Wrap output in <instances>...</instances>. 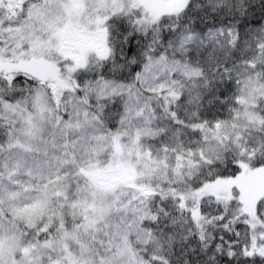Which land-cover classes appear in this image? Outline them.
<instances>
[{"label": "snow or ice", "instance_id": "obj_1", "mask_svg": "<svg viewBox=\"0 0 264 264\" xmlns=\"http://www.w3.org/2000/svg\"><path fill=\"white\" fill-rule=\"evenodd\" d=\"M0 264H264V0H0Z\"/></svg>", "mask_w": 264, "mask_h": 264}]
</instances>
